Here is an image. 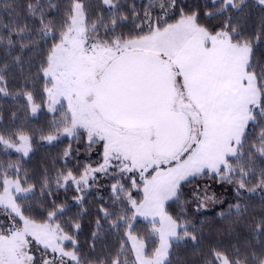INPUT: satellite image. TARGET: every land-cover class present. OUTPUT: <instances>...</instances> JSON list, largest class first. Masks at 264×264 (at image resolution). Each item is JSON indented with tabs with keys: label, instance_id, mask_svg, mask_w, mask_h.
<instances>
[{
	"label": "snow or ice",
	"instance_id": "snow-or-ice-1",
	"mask_svg": "<svg viewBox=\"0 0 264 264\" xmlns=\"http://www.w3.org/2000/svg\"><path fill=\"white\" fill-rule=\"evenodd\" d=\"M102 4L109 10L120 7L114 0H102ZM258 4L264 6V0H258ZM208 5L215 11H205L206 19L225 17L213 29L200 23L199 10L185 12L183 7L179 18L168 23L166 18L175 11L177 0H162V15L153 22L152 13L145 11L147 30L142 23L136 35L127 37L115 34L116 25L126 22L127 15L113 17L101 34L100 24L87 26L84 6L76 2L57 36L56 29L45 23L39 0L26 6L34 18L40 12L38 38L51 37L54 41L41 61L40 74L46 83L48 111L55 112L57 105L67 102L63 117L55 122L58 134L78 137L82 131L88 138V147L93 143L103 146L102 164L85 169L79 178L71 171L61 173L56 178V190L66 189L71 183L80 193L91 187L90 180L95 181L96 173L108 174L110 169L121 178L129 174L132 188L141 191L143 198L124 195L123 185L119 181L113 184L115 203L126 201L127 205L116 213L110 227H125L135 264H168L171 241L180 239L178 230L183 231L184 238L196 241L197 237L188 230L189 224H180L164 208L166 201L179 196L182 182L209 174L220 181L235 182L237 195H242L243 190H264V170L255 187L248 184L256 177L254 158H264V126L257 121L258 115L264 118V67L253 63L252 37L242 36L238 26L232 24L229 13L238 11L243 0H207ZM130 11L134 20L141 19L134 5ZM13 28L23 51L32 39L27 35L31 29L27 23ZM260 35H264V28L257 39ZM14 43L10 35L8 44ZM17 59L19 62L22 58ZM5 74L0 71V93L6 94ZM23 95L36 113L39 106L33 94ZM251 122H256L260 130L255 143L244 151ZM57 138L58 135L45 137L49 143ZM13 139L19 144L0 135V144L15 147L27 156L29 137L21 133ZM70 154L69 147L64 156ZM12 167L0 165V206L13 221L8 231L0 228V264H80L78 240L74 238L80 224H69L66 231L65 226L53 223L65 210L54 202L43 222L26 216L24 206L17 200L35 194V186H23L27 181L18 178V168L17 178L12 179ZM45 192L51 195L47 176L41 185L42 195ZM81 199L76 197V203ZM203 207V203L197 204L198 211ZM101 212L105 219L113 215L107 208ZM138 216L146 220L151 217V228L143 237L132 234ZM255 230L264 235V219L255 225ZM151 237H158L159 243L149 254ZM65 241L71 243L72 250H66ZM33 242L37 250L43 249L39 259L31 250ZM232 255L212 249L208 264H264V258L255 254L251 262L247 256L240 257L238 249ZM112 264L122 262L117 257Z\"/></svg>",
	"mask_w": 264,
	"mask_h": 264
},
{
	"label": "trees",
	"instance_id": "trees-1",
	"mask_svg": "<svg viewBox=\"0 0 264 264\" xmlns=\"http://www.w3.org/2000/svg\"><path fill=\"white\" fill-rule=\"evenodd\" d=\"M240 1L241 0H236ZM37 0H0V71L5 72L6 94L0 93V135L9 141H15L14 137L21 133L27 135L31 144V152L27 157L6 150L0 144V165L5 168L8 165L11 176L17 177L16 169H19V179L27 181L24 187L35 186V194H28L26 198H20L17 203L24 206V214L30 216L37 223L46 220L48 212L52 210L53 202L57 206H64V212L58 214L53 223L61 224L67 229V225L79 223L80 228L74 238L78 240V256L80 264H112L117 257L122 264H135V254L130 242L124 233L125 227L112 228L111 222L117 218L116 213L122 212L125 204L115 203L112 185L119 181L125 188V194L130 193L134 199H142V192L132 188L129 174L123 178L111 169L108 174L96 173L95 181L90 188L78 193L71 183L66 189L56 190V178L61 173L69 171L79 178L88 168H96L103 163L102 147L93 143L88 147V140L84 133L78 137L58 139L52 144H42L40 140L50 134L58 132L55 122L59 121L65 110L58 108L54 113H48L44 109L46 96L45 79L40 74L41 61L46 52L54 42L51 37L40 39L36 35L39 29L40 12L32 17L26 11L29 3L35 4ZM41 11L45 14V23L51 24L59 35L63 21L73 8L74 2L84 6L85 21L88 27L92 24H100V33L103 34L104 25H109L113 17L127 15L126 22L116 25V35L121 33L127 37L129 34L136 35L137 26L143 23L145 31L148 24L143 20L145 11L151 12V19L155 22L161 15L160 4L162 0H114L120 5L118 10H109L102 4V0H39ZM49 4L51 6H49ZM151 4L152 7H148ZM207 0H177V7L173 13L166 18L168 23H174L179 18L181 7L185 12L199 10L200 23L206 24L210 29L221 25L225 17L206 19L205 11H215L211 5L206 7ZM135 6L136 12L141 19L134 20V13L130 9ZM232 24L237 20L239 14L249 17L254 29L253 63L264 67V35L260 30L264 28V6L258 4V0H243V6L233 13ZM103 17L101 20L100 18ZM27 23L31 31L28 47L21 51L19 40L16 38L14 25ZM144 34V33H140ZM11 35L15 41L13 45L8 44ZM111 35V33H110ZM35 45V46H33ZM17 58H22L19 62ZM260 68H256L259 71ZM33 94L34 102L40 107L36 116H32L29 105L23 93ZM257 121L264 126V118L257 116ZM256 122L248 126V136L244 142V151H247L259 132ZM70 147L71 154L64 156ZM256 177L249 180V187H255L259 175L264 170V158L258 155L253 160ZM2 171V169H0ZM49 178L51 184V195L41 193V185L45 177ZM113 176L116 178L113 179ZM136 179L139 178L136 176ZM238 179V177H237ZM218 184L226 189V199L210 210L198 211L193 191L203 186ZM142 187V184H141ZM81 196L80 203L75 198ZM53 197L55 200L53 201ZM102 208H107L113 213L108 219L104 218ZM165 211L174 219L178 218L180 224H189V232L194 234L196 241L183 237L180 231V239L171 243L168 264H208L210 250L218 249L221 252L232 255L239 250V256H247L251 262L253 254L258 258H264V235L256 233L255 225L264 219V190L259 188L255 192L243 190L242 195H237L235 182L220 181L215 176L202 174L190 178L188 182H182L179 196L167 201L164 205ZM239 209V210H237ZM129 212L128 216L131 217ZM97 221L100 227H97ZM132 234L141 237L147 235L151 223L136 219ZM96 234L95 237L93 234ZM159 243L158 237L149 238L147 250L149 254ZM66 250H72L70 242L65 244ZM236 259L235 255H232Z\"/></svg>",
	"mask_w": 264,
	"mask_h": 264
},
{
	"label": "rangeland",
	"instance_id": "rangeland-1",
	"mask_svg": "<svg viewBox=\"0 0 264 264\" xmlns=\"http://www.w3.org/2000/svg\"><path fill=\"white\" fill-rule=\"evenodd\" d=\"M237 3H241L240 1H236ZM76 3V2H74ZM74 6V4H73ZM250 21H252L249 17L245 16L244 14H239L238 17H237V20L233 23V26H238V31H240V33L242 34V36H250V37H253L254 35V29L253 27H250L251 26V23ZM50 87V85H47ZM46 96V95H45ZM56 108H63L65 111L67 110V102L64 101L62 102L61 104L57 105ZM44 109L48 112V113H54V112H49L48 111V97L46 96V102H45V105H44ZM29 111H30V114L32 116H36L38 114V112L40 111V107H38V110L36 113H33L31 111V108L29 106ZM82 133V131L80 132ZM50 135H58V139L60 138H63V137H67V138H72V137H68L66 135H62V134H58V132L54 133V134H50ZM19 136V135H18ZM27 136V135H26ZM86 136V135H85ZM47 137V136H46ZM87 138V136H86ZM55 140V141H57ZM88 140V138H87ZM55 141L49 143L45 137L42 138L40 140V142L42 144H52L54 143ZM12 142L14 145H18L19 144V141L15 140V141H10ZM98 144V143H97ZM29 145H30V148H29V152H28V155L29 153L31 152V144H30V140H29ZM4 146V145H3ZM100 146L102 147V153H103V146L102 144H100ZM4 148L6 150H9V151H13V152H16L18 154H20L22 157H27L23 154V151L21 152H17L16 151V148L15 147H12V148H6L4 146ZM127 174V173H126ZM138 178H139V175L138 174H135ZM12 179H16L17 177H13L11 176ZM0 191H2V189H0ZM28 195V194H27ZM193 197L196 201V205L199 204V203H203L204 204V207L201 208L199 211H206V210H210L212 209L213 207H215L216 205H219L221 204L225 199H226V189L223 188V186L221 185H218V184H212L211 186H203V187H199V188H196L194 191H193ZM142 198H143V193H142ZM208 198H211V199H208ZM169 201V200H168ZM167 202V201H166ZM165 202V203H166ZM18 219V218H17ZM136 219H141V220H144V221H147L149 222L148 220H151V217L150 219H147L145 220L144 217H136ZM13 224V221L9 219V213L8 211L5 210V208L3 206H0V228L3 229V231H8L9 229V226ZM32 238L29 237V240H31ZM176 240V239H173L171 241V243ZM130 244H131V247L133 249V245H132V242L129 241ZM68 243V241H65L64 242V245ZM38 246L36 245L35 242H33L31 244V250L34 251V254L36 256L37 259L40 258V256L43 254V249L42 247L39 248V250H37ZM135 254V253H134ZM50 255V253H49Z\"/></svg>",
	"mask_w": 264,
	"mask_h": 264
},
{
	"label": "crops",
	"instance_id": "crops-1",
	"mask_svg": "<svg viewBox=\"0 0 264 264\" xmlns=\"http://www.w3.org/2000/svg\"><path fill=\"white\" fill-rule=\"evenodd\" d=\"M148 219H150V217H149ZM145 220H146V219H145ZM148 221H150V220H148Z\"/></svg>",
	"mask_w": 264,
	"mask_h": 264
}]
</instances>
